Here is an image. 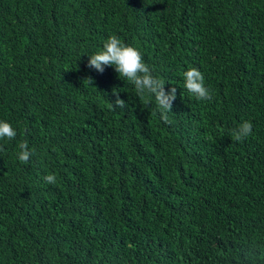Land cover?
Returning <instances> with one entry per match:
<instances>
[{
    "label": "trees",
    "instance_id": "16d2710c",
    "mask_svg": "<svg viewBox=\"0 0 264 264\" xmlns=\"http://www.w3.org/2000/svg\"><path fill=\"white\" fill-rule=\"evenodd\" d=\"M112 35L177 88L170 122L87 67ZM0 121V264H264V0H0Z\"/></svg>",
    "mask_w": 264,
    "mask_h": 264
},
{
    "label": "clouds",
    "instance_id": "9594fccd",
    "mask_svg": "<svg viewBox=\"0 0 264 264\" xmlns=\"http://www.w3.org/2000/svg\"><path fill=\"white\" fill-rule=\"evenodd\" d=\"M104 66H112L118 73L119 77H123L132 85L140 98L154 97L155 103L160 112L162 121L168 123V113L172 111L173 102L177 98V88L172 87L170 90H165V81L152 75L148 64L143 60L140 51L132 46L124 44L116 35L108 37L103 43L101 50L89 55L87 67L95 68L103 73ZM186 90L197 100H210V90L205 86L204 76L197 68H190L183 73ZM88 81L92 83V78ZM115 100L111 102L112 107L124 108L126 101L121 99L117 92L113 93ZM252 123L245 121L239 125L237 129L232 131V139L242 141L252 133ZM17 136L16 130L6 121H0V140H13ZM19 151L17 157L20 163L27 164L33 155L29 150L27 142L18 144ZM0 151H3V146L0 145ZM44 181L49 184L56 183V176L48 174L43 177Z\"/></svg>",
    "mask_w": 264,
    "mask_h": 264
}]
</instances>
